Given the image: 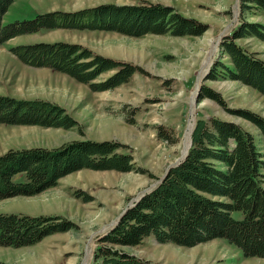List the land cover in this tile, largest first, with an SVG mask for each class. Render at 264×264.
Returning a JSON list of instances; mask_svg holds the SVG:
<instances>
[{
	"label": "rangeland",
	"instance_id": "rangeland-1",
	"mask_svg": "<svg viewBox=\"0 0 264 264\" xmlns=\"http://www.w3.org/2000/svg\"><path fill=\"white\" fill-rule=\"evenodd\" d=\"M142 1L172 6L204 23L207 30L201 35L133 36L119 31L57 28L19 35L0 45V95L51 100L64 106L79 122L70 129L0 123V154L10 148H51L91 138L122 143L120 151L131 153L135 161V169L129 172L82 169L37 195L0 200V213L58 215L57 221L66 219L74 225L33 245H0V264H95L99 237L143 191L159 183L170 165L185 157L191 143L188 134L193 111L195 122L200 117L218 116L241 124L254 134L264 155L260 129L232 113L233 109H248L264 116V95L238 80L204 78L216 60L231 64L220 44L242 18L264 23L263 12L251 2L245 1L242 6L244 0H15L3 23L31 19L52 10ZM58 40L80 43L140 69L127 83L93 91L67 74L28 65L10 50L18 44ZM239 42L264 59V41L249 37ZM113 72H105L97 81ZM204 84L219 92L225 103L209 97L199 101ZM262 178L264 185V175ZM234 216L240 217L241 212H234ZM125 249L157 264H264V257H245L223 238L184 246L160 243L151 236L143 244Z\"/></svg>",
	"mask_w": 264,
	"mask_h": 264
},
{
	"label": "trees",
	"instance_id": "trees-1",
	"mask_svg": "<svg viewBox=\"0 0 264 264\" xmlns=\"http://www.w3.org/2000/svg\"><path fill=\"white\" fill-rule=\"evenodd\" d=\"M14 1L0 0V45L19 35L57 28L119 31L133 36L201 35L207 30L204 23L182 15L172 6L149 1L103 3L74 11L52 10L4 24L3 16ZM245 1L264 14V0H244L242 6ZM249 37L264 41V23L242 18L220 44L231 64L216 60L205 79L238 80L264 95V59L239 42ZM10 50L28 65L67 74L88 84L93 91L110 90L127 83L140 69L130 62L64 40L18 44ZM112 70L109 77L97 81ZM204 97L225 103L222 95L206 84L201 87L199 101ZM232 113L251 121L264 136L263 115L248 109H233ZM0 123L65 129L79 125L59 103L10 95H0ZM121 148L120 142L91 138L75 139L51 148H10L0 154V200L37 195L56 186L62 177L82 169L134 170L133 155L120 151ZM263 170L264 155L251 131L218 116L198 118L186 158L99 237L95 264H157L125 249L143 244L151 236L160 243L184 246L223 238L238 247L245 257H264ZM236 211L241 212L240 217L234 216ZM57 218L60 217L2 212L0 245H33L74 226L71 221H57Z\"/></svg>",
	"mask_w": 264,
	"mask_h": 264
},
{
	"label": "water",
	"instance_id": "water-1",
	"mask_svg": "<svg viewBox=\"0 0 264 264\" xmlns=\"http://www.w3.org/2000/svg\"><path fill=\"white\" fill-rule=\"evenodd\" d=\"M209 70H210V68L207 70V72H206V74L204 75V78L206 77V75H207V73L209 72ZM205 80V79H204ZM201 89V88H200ZM197 97H198V93H197ZM196 101H197V99H196ZM195 125H196V122H195V124H194V127H193V129H192V133H193V130H194V128H195ZM192 133H191V143H190V147L192 146ZM190 147H189V149H190ZM189 149H188V151H187V153H186V155H185V157L182 159V160H179V161H177L176 163H174V164H172V165H170L169 166V168L167 169V171H166V173L161 177V179H160V181H159V183L165 178V176L167 175V173L170 171V169L172 168V167H174V166H176V165H178V164H180L185 158H186V156L188 155V152H189ZM158 185V184H157ZM156 185V186H157ZM155 186V187H156ZM155 187H153V188H151V189H148V190H145V191H143L130 205H128L123 211H122V213L119 215V217L117 218V220L114 222V224L112 225V227H114L119 221H120V219H121V217L123 216V214L130 208V207H132L133 205H135L146 193H148V192H150V191H152Z\"/></svg>",
	"mask_w": 264,
	"mask_h": 264
},
{
	"label": "bare ground",
	"instance_id": "bare-ground-1",
	"mask_svg": "<svg viewBox=\"0 0 264 264\" xmlns=\"http://www.w3.org/2000/svg\"><path fill=\"white\" fill-rule=\"evenodd\" d=\"M194 122H195V116H194V111H193V113H192V117H191V121H190L189 134H188V136H189V139H188L189 143H190V134L192 133V129H193V127H194ZM188 146H189V145H188Z\"/></svg>",
	"mask_w": 264,
	"mask_h": 264
}]
</instances>
